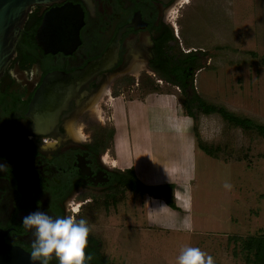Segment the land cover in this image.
Segmentation results:
<instances>
[{
	"label": "rangeland",
	"instance_id": "1",
	"mask_svg": "<svg viewBox=\"0 0 264 264\" xmlns=\"http://www.w3.org/2000/svg\"><path fill=\"white\" fill-rule=\"evenodd\" d=\"M171 20L176 51L199 53L187 94L264 125V0H185ZM137 79L116 84L114 109L103 110L106 159L132 169L143 187L172 184L177 208L123 189L117 206L80 217L112 264H177L187 246L215 264H245L233 238L264 231V136L217 113L194 120L179 87L158 76Z\"/></svg>",
	"mask_w": 264,
	"mask_h": 264
},
{
	"label": "flooded vegetation",
	"instance_id": "2",
	"mask_svg": "<svg viewBox=\"0 0 264 264\" xmlns=\"http://www.w3.org/2000/svg\"><path fill=\"white\" fill-rule=\"evenodd\" d=\"M184 1L66 0L31 8L0 77V264H11L13 253L31 257L34 236L22 224L28 213L75 211L81 219L84 209L115 207L124 190L133 192L123 186L126 169L106 159L103 110L114 109V87L126 78L149 75L172 83L164 65L171 57L181 65L191 53L176 51L171 20ZM65 3L82 12L78 43L67 53L49 51L63 21L45 16ZM108 52V67H91ZM71 121L79 122L83 142L66 132ZM44 140L57 146L41 149ZM101 250V240L90 233L86 252L102 260Z\"/></svg>",
	"mask_w": 264,
	"mask_h": 264
},
{
	"label": "clouds",
	"instance_id": "3",
	"mask_svg": "<svg viewBox=\"0 0 264 264\" xmlns=\"http://www.w3.org/2000/svg\"><path fill=\"white\" fill-rule=\"evenodd\" d=\"M80 125L77 121L68 122L66 132L75 142H83L84 136L80 134ZM57 146V141L44 140L41 149H50ZM4 166L0 165V170ZM226 189L232 185L225 183ZM23 227L32 231L31 259L33 264H50L55 258L59 264H87L92 259L87 255L89 236L92 231L86 219H77L73 211L70 214L53 217L45 211L36 210L22 218ZM184 230L191 231V223L184 224ZM177 264H215L212 255L199 247L187 246L181 249L177 257Z\"/></svg>",
	"mask_w": 264,
	"mask_h": 264
},
{
	"label": "trees",
	"instance_id": "4",
	"mask_svg": "<svg viewBox=\"0 0 264 264\" xmlns=\"http://www.w3.org/2000/svg\"><path fill=\"white\" fill-rule=\"evenodd\" d=\"M181 65L175 62L174 57L169 59V64L164 65L163 76L170 82L177 84L180 90L186 95L185 99V112L192 119H196L197 112L202 113H217L229 124L239 127L243 130L251 128L256 129L264 136V125L254 123L250 118L240 117L222 106L207 105L199 102L194 94L190 96L187 94L188 89L192 88L193 75L196 68L199 67L197 53L191 52L184 56ZM264 64V56L261 59ZM195 130V128H194ZM199 148L203 151L213 154V150L207 145L199 141ZM214 150H218V147ZM123 186L129 188L133 192L141 194L148 193L154 197L162 198L165 203L176 209L177 205L172 193L173 185L165 184L160 187H143L141 182L138 181L132 169H126ZM235 241H240L241 252L244 256L245 264H264V231L258 235H251L244 238H233ZM87 255H89L87 253ZM92 259L87 264H112L106 258L99 260L90 254Z\"/></svg>",
	"mask_w": 264,
	"mask_h": 264
},
{
	"label": "water",
	"instance_id": "5",
	"mask_svg": "<svg viewBox=\"0 0 264 264\" xmlns=\"http://www.w3.org/2000/svg\"><path fill=\"white\" fill-rule=\"evenodd\" d=\"M63 1L66 0H0V77L14 54L15 43L23 30L31 8L36 5H51ZM49 17L63 21L58 28L60 37L49 51L70 52L71 48L78 43V30L82 24L81 10L71 3H65L62 7L50 9L45 18ZM112 55V52H108L101 59L94 62L91 67L97 70L108 67L110 64L106 65V62L113 59ZM92 71L88 68L86 70L87 73ZM78 73H83V70ZM11 258V264H33L31 257L24 255L22 252L19 254L13 253ZM36 264H39V262H36Z\"/></svg>",
	"mask_w": 264,
	"mask_h": 264
},
{
	"label": "crops",
	"instance_id": "6",
	"mask_svg": "<svg viewBox=\"0 0 264 264\" xmlns=\"http://www.w3.org/2000/svg\"><path fill=\"white\" fill-rule=\"evenodd\" d=\"M114 163L119 165V162L116 159H113Z\"/></svg>",
	"mask_w": 264,
	"mask_h": 264
}]
</instances>
